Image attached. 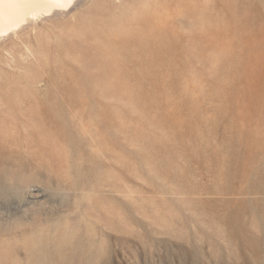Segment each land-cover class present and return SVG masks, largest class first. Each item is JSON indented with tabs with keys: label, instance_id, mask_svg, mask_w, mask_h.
Wrapping results in <instances>:
<instances>
[{
	"label": "rangeland",
	"instance_id": "obj_1",
	"mask_svg": "<svg viewBox=\"0 0 264 264\" xmlns=\"http://www.w3.org/2000/svg\"><path fill=\"white\" fill-rule=\"evenodd\" d=\"M113 2L0 62V99L71 110L0 135L28 175L0 189V264H264V0Z\"/></svg>",
	"mask_w": 264,
	"mask_h": 264
},
{
	"label": "bare ground",
	"instance_id": "obj_2",
	"mask_svg": "<svg viewBox=\"0 0 264 264\" xmlns=\"http://www.w3.org/2000/svg\"><path fill=\"white\" fill-rule=\"evenodd\" d=\"M106 1L107 0H0V62H5L6 65L11 67H14L13 63H11L12 61H15L18 67H21L24 61L25 63L28 62L35 64L38 57H36V59L32 51L27 54L22 53V59L19 58L21 60H16L15 56H13L12 59L8 58L6 55L7 53H11L12 50L11 46H8L9 43L13 42L15 45L24 43V37L26 35L36 33L45 23L55 21L62 23L63 21L66 22L69 19L76 18L79 10H83L86 7L90 8L93 5L100 6L101 3ZM113 1H115L113 3L119 4L117 5L118 7L125 4L122 0ZM4 56L6 59L3 58ZM17 61L22 62L19 65ZM24 101L11 103L0 99V135L2 142H4L3 144L14 143L18 146H23V144H25L29 147L32 143L37 142L36 136L31 137L33 139L27 137L32 136V133L29 132V126L27 125L31 124L33 126H38L39 124V119L33 114L34 112L39 113L42 116H50L51 119L57 117L62 118L65 117V115L68 116V114H71L70 109L65 112L64 108L57 104H44L43 102H35L34 104L32 101ZM21 114L29 116L32 122H28L27 124L26 122L21 121V119H19ZM9 116H13L15 119L20 120V122L14 120L12 123H6V119ZM23 132H29L30 135L25 134L26 137L24 138L21 135ZM37 147L41 148L39 143L37 144ZM7 156L13 157V154L9 151L4 157L3 168L0 169V189L3 188V190L5 189L4 191H7L8 187L6 185V179L10 178L15 180L12 184V188L16 190L22 186L21 184L23 181L27 180L28 175L9 168L8 165L13 162L10 158L7 163ZM25 224V221H19L13 223V226L21 227ZM35 224L38 225L37 222ZM6 227L10 228L9 226ZM42 254H46L45 250H43ZM59 257L61 258L60 255ZM63 257V260L66 263V259L70 256H67L66 254ZM52 259V256H46L44 262L41 264H53V261L51 262ZM92 260L93 257L90 255L83 254L81 256L83 264H87Z\"/></svg>",
	"mask_w": 264,
	"mask_h": 264
}]
</instances>
